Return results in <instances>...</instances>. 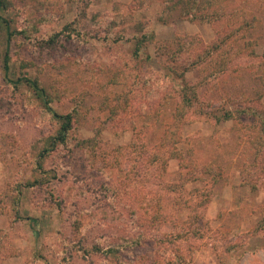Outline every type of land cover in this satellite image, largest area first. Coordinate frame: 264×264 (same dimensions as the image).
<instances>
[{"label": "rangeland", "instance_id": "1", "mask_svg": "<svg viewBox=\"0 0 264 264\" xmlns=\"http://www.w3.org/2000/svg\"><path fill=\"white\" fill-rule=\"evenodd\" d=\"M14 1L15 6L2 15L12 28H24L26 36L15 35L6 42L0 27V264H104L98 254L89 252L91 244H109L134 229L127 216L112 215V206L101 201L103 193L111 191L113 207L123 211L136 193L142 207L152 211L158 190L169 193L165 184L186 175L188 149L192 163L198 169L211 167L213 174L187 182L183 195L188 197L198 186L210 190V200L198 208L192 226L187 221L189 208L182 204L171 209L175 225L160 224L162 233L180 234L166 251L170 264H264V230L247 233L264 225V147L255 153L251 118L217 124L200 117L178 123L171 119L169 125H179L182 135L175 147L177 156L168 158L164 168L150 158L156 153L163 157L168 116L193 114L195 106L189 110L179 106L183 84L195 85L206 110L246 106L254 97L264 106V4L246 2L257 21L243 39L232 42L242 48L243 40H255L254 55L237 56L220 72L216 66L192 68L180 78L168 74L171 61L156 53L153 44L134 57V37L141 33L135 31V23L141 22L143 32L162 41L179 34L211 43L218 32L228 31L227 16L212 26L166 11L162 0H147L135 8L133 0H42L36 7L32 0ZM75 19L78 36L63 38L53 48L37 44ZM7 44L10 69L5 75L1 57ZM18 77L37 80L56 112L79 110L78 123L68 135L70 150L59 144L40 157L60 123L27 83L16 81ZM149 106L160 114L144 116L142 111ZM96 130L100 148L87 151L76 146ZM97 159L110 161L104 166ZM170 193L165 212L177 192ZM92 209L96 215L81 218L78 238L71 218ZM103 210L110 217L104 218Z\"/></svg>", "mask_w": 264, "mask_h": 264}, {"label": "trees", "instance_id": "2", "mask_svg": "<svg viewBox=\"0 0 264 264\" xmlns=\"http://www.w3.org/2000/svg\"><path fill=\"white\" fill-rule=\"evenodd\" d=\"M33 6L42 4V0H32ZM165 10L168 12L177 11L179 16L189 18L190 20L205 21L210 23L212 26L220 24L225 16L226 29L228 31L218 32L217 38L211 43H203L194 36H188L184 38L179 36L174 40L162 41L155 39L152 33L143 32V25L141 22H136L133 26L136 32H140V35L134 37V57H139L143 48L148 44H153L156 53L165 55L171 62L168 64V74L174 77H183L185 71L192 68L204 69L216 66L218 72L227 69V64L232 59L242 54L254 55V47L256 45L255 40H243L242 48L233 47L232 42H236L238 39H243L247 33V30L252 28L257 21L256 16L250 15L251 11L246 8V2L249 0H162ZM264 4V0H258ZM77 3V2H76ZM147 3V0H133L132 8L141 7ZM15 6L14 0H0V27H2L6 34V42L15 35L22 37L26 36V30L14 29L9 24V21L2 15V12L8 10L10 7ZM84 10V9H83ZM217 26V25H216ZM78 36V20L75 19L69 23H66L59 31L51 33L48 37L39 39L38 45L47 48H53L59 44L63 38H71L72 35ZM220 34V35H219ZM231 42V44H229ZM184 55L182 59L183 64H179L178 61ZM264 57V55H263ZM2 69L5 75H8L10 69V54L8 44L5 46L4 52L1 57ZM264 62V61H263ZM181 69V71H179ZM123 72V71H122ZM223 73V72H221ZM16 81H22L27 83L35 95L41 100L45 109L51 113L52 117L59 121L60 126L56 131L55 135L48 138V142L40 151V157H44L47 152L55 148L57 145H65L70 150V146L67 145L69 131L75 123H78V117L80 115L79 110L73 109L72 111L60 114L56 112L50 105V99L46 90L39 85L37 80L29 77H18ZM147 84V83H146ZM179 94V106L185 110H189L193 106L195 109L193 114L184 115L182 113H174L171 117L167 118V127L164 132L163 152L161 155L152 154L150 156L153 164L155 161L163 164L168 158H172L176 155V143L182 141V135L180 132L179 125H169L177 118L175 122H190L194 121L197 117L210 120L213 124H217L221 121L233 120L235 122H242V117L251 118L252 122L250 126L254 129L252 135V142L255 144V153L258 154L262 147H264V106L261 105L259 97L248 99L246 106H235L232 108H218L214 107L209 110L204 108L203 102L199 100L195 92V85L183 84L178 90ZM167 97H170L168 95ZM243 98V97H242ZM127 100V97L125 98ZM155 100V99H154ZM247 101V100H246ZM157 105L154 101V107ZM158 106V105H157ZM208 106V105H207ZM154 114H160L153 110V107L149 106L148 109H144L142 114L147 117H152ZM78 116V117H77ZM173 119V120H171ZM186 120V121H184ZM99 130H96L94 136L88 139L78 140L75 144L81 148H86L87 151L94 150L99 147ZM169 145V146H167ZM70 147V148H69ZM115 149H111L114 152ZM190 158L187 159L185 166L188 167L186 175L181 174L180 179L175 183H166V189L169 193L158 190L156 195V206L152 211H148L147 208L142 207L140 197L136 196V193L132 196V203H130L127 211L117 210L113 207L115 202L114 195L111 191H105L103 193V199L101 201H107L108 206H112V215L115 218H129V224L133 227L134 232L121 233L117 236L116 240L109 244H105L102 241H95L91 244L89 252L98 254L104 264H170L166 251H169V247L179 235H167L159 230L160 224L164 221H169L173 225L177 221L173 214L175 212L171 209H175L174 205L182 204L189 208V215L187 221L189 226H192L198 219V208L207 204L210 200V190L205 188L194 187L193 191L189 193L188 197L183 195L185 184L194 180H202L199 177L201 174L212 173L211 167L206 166L205 168L198 169L197 165L192 163V150L188 149ZM96 154H98L96 152ZM89 155V153H88ZM184 155L180 153L178 158L183 161ZM188 156V157H189ZM101 159V158H100ZM100 159H97L99 162ZM42 160H38V166L42 165ZM161 160V161H160ZM164 160V161H163ZM109 159H102L101 164L108 166ZM163 161V162H162ZM198 174H193V173ZM140 171H137L139 174ZM186 176V177H185ZM202 176V175H201ZM217 180V179H216ZM37 181H31L28 184L33 185ZM165 189V190H166ZM175 193L173 204L165 212L163 207L165 203L172 197L170 191ZM195 192V193H193ZM173 193V194H174ZM106 204V203H105ZM176 210V209H175ZM173 212V213H172ZM104 218L110 217V212L103 210L101 211ZM87 214L95 216L96 211L94 209L81 210L79 213L73 215L71 218V226L75 234L80 238L82 234L83 224L81 218H85ZM264 230V225H256L252 227L247 233L255 234L257 231ZM150 242V244H149ZM147 246V249L145 247ZM88 250L86 249V253ZM132 252V253H131ZM182 261V258L178 259Z\"/></svg>", "mask_w": 264, "mask_h": 264}]
</instances>
